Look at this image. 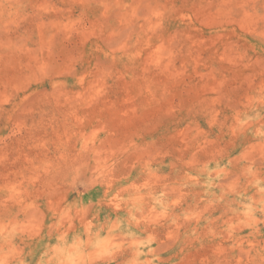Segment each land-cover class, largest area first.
I'll list each match as a JSON object with an SVG mask.
<instances>
[{
	"label": "rangeland",
	"instance_id": "obj_1",
	"mask_svg": "<svg viewBox=\"0 0 264 264\" xmlns=\"http://www.w3.org/2000/svg\"><path fill=\"white\" fill-rule=\"evenodd\" d=\"M0 264H264V0H0Z\"/></svg>",
	"mask_w": 264,
	"mask_h": 264
}]
</instances>
